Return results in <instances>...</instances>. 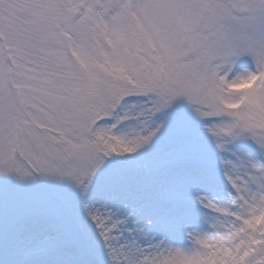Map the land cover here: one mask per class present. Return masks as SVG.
I'll use <instances>...</instances> for the list:
<instances>
[{
	"label": "snow or ice",
	"instance_id": "6c2138e0",
	"mask_svg": "<svg viewBox=\"0 0 264 264\" xmlns=\"http://www.w3.org/2000/svg\"><path fill=\"white\" fill-rule=\"evenodd\" d=\"M0 264H264V0H0Z\"/></svg>",
	"mask_w": 264,
	"mask_h": 264
}]
</instances>
